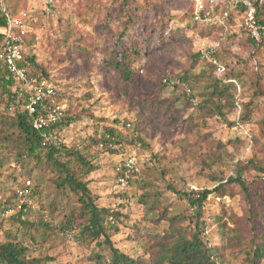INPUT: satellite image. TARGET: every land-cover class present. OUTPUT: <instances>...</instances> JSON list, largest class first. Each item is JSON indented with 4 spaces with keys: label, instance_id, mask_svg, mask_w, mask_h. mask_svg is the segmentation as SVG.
Listing matches in <instances>:
<instances>
[{
    "label": "rangeland",
    "instance_id": "1",
    "mask_svg": "<svg viewBox=\"0 0 264 264\" xmlns=\"http://www.w3.org/2000/svg\"><path fill=\"white\" fill-rule=\"evenodd\" d=\"M148 1L155 5L162 3L156 14L145 11ZM55 5H60L61 12L48 19L41 14L44 5L38 1L11 3L16 15L26 9L32 19L30 23V19L27 21L26 39L29 42L25 51L49 68L54 83L51 85L65 94L63 101L58 103L77 117L71 126L52 139L69 147L79 145L96 132L100 134L104 126L115 127L116 120L133 126L140 120L139 108L145 101L169 99L176 102L179 113H174L172 119L167 122L161 119L159 123L142 122L144 131L138 137L133 131L127 132V137L123 131L126 141L130 139V142L115 147L114 154L94 152L98 170L88 176L89 189L98 197L97 204L120 213L118 231L111 234L113 244L131 257L148 261L153 236L167 227L166 223L155 225L150 222L149 218L156 215L150 210L167 207L170 214L192 215V209L170 190V185L187 192L213 190L219 185L217 178L225 182L236 177L240 166L249 185L257 174L251 162L264 164V45L255 51L243 39L245 36L240 37L241 18L226 34L215 30L203 37L200 29L193 30L188 26L191 0H54ZM177 31L183 41L174 40L172 33L178 34ZM160 33L170 44L158 47L142 58L133 81L117 79L106 63L114 44L123 39L128 45L139 37L144 39L150 35L157 45ZM211 49L217 50L216 61L237 75V106L227 112L226 120L208 118L203 121L197 106L192 102L189 104L187 96L180 90L162 86L165 78H179L190 63V56L199 52L206 54ZM215 70L208 56L201 59L192 74L201 71L209 74ZM192 88L198 104L201 101L198 97L200 86L193 84ZM249 103H252L251 119L245 124L241 122L240 114H244L245 105ZM0 112H3L2 106ZM186 137L188 139L183 140ZM185 141L193 143L197 153H193ZM211 141L226 144V147L215 151L216 144ZM216 153L220 161H213ZM130 159L135 165L128 169L138 175L128 184L120 180L118 169ZM32 175H35L34 179L40 178L38 171ZM26 178H30L29 170L18 166L13 159L4 165L0 171V200L7 199L11 190L21 186ZM142 179L153 191L147 190V206L139 201L144 192ZM262 183L260 190L258 185L252 184L247 197L237 184H232L227 187L228 195L217 197L213 194L206 201L204 236L210 245H227L215 222L223 208L237 215L242 226L236 233L242 236V249L228 252L227 264H243L244 249L254 234L251 228L257 226L261 231V215L256 220L251 213H263L264 181ZM41 184L28 214L35 229L25 232L27 236L23 235L24 231L18 233L19 241L29 246V255L41 259V264H89L88 259L93 254H105V245L100 247L97 242L80 244L74 237L62 235L56 229L66 206L76 205V200L57 192L46 176ZM54 202L57 210L50 215L49 205ZM16 211L0 215V221H3L0 242L6 241L4 230L12 228L8 217ZM41 221L55 230L38 228ZM183 224L188 226L194 222L190 218ZM12 231L14 235L16 228Z\"/></svg>",
    "mask_w": 264,
    "mask_h": 264
},
{
    "label": "trees",
    "instance_id": "2",
    "mask_svg": "<svg viewBox=\"0 0 264 264\" xmlns=\"http://www.w3.org/2000/svg\"><path fill=\"white\" fill-rule=\"evenodd\" d=\"M163 1L166 2L167 0ZM250 1L255 10L256 22L264 27V0ZM11 3H22V0H0V46L6 43L4 30L8 25V16L16 15L14 7H11ZM161 4L160 2L155 5V3L148 1L145 11L149 14L153 12L156 14ZM191 5L192 11L188 26L193 30L200 29V34L203 37L209 36L215 30L226 34L231 27L237 25L238 19L244 13V9H238V13L231 15L226 27H217L215 25L194 22L193 0H191ZM41 12L43 17L50 19L53 14L60 13L61 8L60 5H55L51 10L52 13H47L46 10ZM29 19L30 23L32 19L31 17ZM179 32L177 31L178 34L172 33L173 38L174 40L183 41L184 39H182ZM157 37V45L153 43L154 38L150 35L144 39L139 37L137 40L129 42L128 45L124 44L123 39L114 44L110 49L106 63L113 70L114 75H117V79L124 82L133 81L138 75L140 68L138 64H140L142 58L147 56L150 51H155L158 47L170 44V41L163 38L162 33ZM243 39L255 51L264 45V42L257 43L248 37ZM28 42L29 40L25 39L23 43L24 57L27 63V65L23 64V66L26 69L28 79L37 77L47 80L50 84L54 85L50 78L49 68L46 65L38 63L34 55H29L25 51ZM208 53L209 51L206 54L199 52L190 56V63L179 78H165L162 81V86L166 89L180 90L184 96H187L189 104L192 99L197 101V96L192 85L200 86L198 97L201 101L198 104L196 102L195 106H197V110L203 121H206L208 118L226 120L227 112H232L237 106L235 97L237 93V84L235 83L237 75L232 71H228L227 67H224L225 71L223 75L219 74L216 72V66L212 61L211 67L215 70L214 72L208 74L207 71H201L199 74L193 75L192 70L200 64L202 58L208 56L215 58L218 55L217 50L211 53V55H208ZM186 88L190 90V94L186 92ZM54 89L56 91L55 99L58 102L63 101L65 94L61 93L57 87ZM258 92L263 94V91ZM175 103L169 99L145 101L139 108L138 118L140 120L136 121L133 126L132 123H123L116 120L115 127L104 126L100 134L96 132L79 145L75 144L69 147L64 143H57L52 138L50 141H46L45 134H51L52 137L57 138L58 133L64 128L71 126L77 117L71 115L69 109H65V117L62 122L53 125L48 130L38 131L34 129L32 126L33 119L23 109L25 102L18 95L14 79L10 76L7 69L1 65L0 106L3 107V112H0V171L4 165L13 159L18 166L29 170L30 178H26V181L21 186L13 188L7 199L0 200V215L5 214L9 209L16 210L17 205L23 199H20L18 191L26 187L27 181L31 182V186H29L30 194L25 195V198L31 200L32 204L23 205L25 210L16 211V213L8 217V222L12 228L4 230L7 239L5 242H0V264H41V259L29 255L30 248L19 241L18 233L24 231L23 235L27 236L26 233H30L35 229L28 219V214L29 209H32L34 197L37 196L42 186L41 183H44L45 176L49 178L57 192L75 197L76 200V205L66 206L63 219L56 229L62 235L74 237L80 244L97 242L100 247L106 246V253L101 254L99 252L93 254L88 259L89 264H227L226 254L233 249H242V236L236 235V233L240 232L242 226L237 215L223 208L220 215L216 217L215 222L218 224L224 238H226L227 245H210L204 236L205 221H203V217L206 201L213 194L217 197L228 195L227 187L232 184H237L246 197L250 195V188H253L252 184L258 185V190H260L264 181V164H253L251 162V166H253L257 174L249 185L247 184V177L244 175V169L241 166L237 168L236 177H230L225 182L221 180L222 178H217L219 185L213 190L206 189L199 192H187L170 185V190L192 209V215L181 217L178 214H170L167 207L150 210L156 213L155 217L149 218L150 222L155 225L166 223L167 227L153 236L154 242L151 244L148 261L143 258L131 257L113 244L111 234L113 231H118L117 223L120 220V213L99 206L97 204L98 197L93 195L89 189L88 176L98 170V166L94 163V152L99 150L103 153L114 154L115 147L123 142H130V139L126 141L123 131L126 133L133 131L138 137L144 131L143 127H141L142 122L159 123L161 119L166 122L172 119L174 113H179ZM251 105L252 103L245 105L244 114H240L242 123H249L251 119ZM190 126L191 122L188 128ZM132 127L133 130L131 129ZM128 135L127 133V137ZM186 139L188 137L183 140ZM138 140L140 143H143L142 139ZM185 142L193 153H197L193 143ZM211 143L216 144V147H213L215 151L226 147V144L215 143L214 141H211ZM208 147L212 149V145L209 144ZM220 160V156L216 153L213 161ZM126 166L127 164L123 163V166L118 169L121 171L119 178L121 181L124 180L130 184L132 177H136L138 174L130 171ZM37 171L40 174V178L34 179L35 175L32 174ZM13 180L17 184V180L15 178ZM147 190L153 192L152 186L148 185V183L146 184L142 179V191L144 192L139 201L146 206L149 205L147 201L149 192ZM56 204L54 202L49 205L48 211L50 215L57 210ZM262 212L261 214L259 211L251 213L252 217L256 220H259L261 215L262 228L261 231L257 226L251 228V230H254V234L249 240V245L244 249L243 264H264V209ZM190 218L194 224L184 226L185 220ZM2 226L3 221H0V231H3ZM13 227L16 228L14 235L12 234ZM41 227L50 231L55 230L50 229L49 224L44 221H41L38 225V228ZM30 238L34 242V237L31 236ZM100 239H103V241L100 242Z\"/></svg>",
    "mask_w": 264,
    "mask_h": 264
},
{
    "label": "built area",
    "instance_id": "3",
    "mask_svg": "<svg viewBox=\"0 0 264 264\" xmlns=\"http://www.w3.org/2000/svg\"><path fill=\"white\" fill-rule=\"evenodd\" d=\"M38 1L44 5V10L50 13L54 7V0H30ZM193 20L205 25H215L217 27H226L231 15L238 13V9H244L241 15V33L240 37H248L252 41L264 42V27L260 26L255 19V10L250 0H193ZM29 13L20 11L17 15L8 16V25L4 30L6 34V43L0 46V76L1 65L7 69L10 76L14 79L18 95L25 102L24 110L33 119L32 126L38 131H44L64 120L65 109L55 99L56 91L47 81L40 78L28 79L27 72L23 64H26L24 57L23 43L27 38V21ZM215 49L209 50L208 55L214 53ZM212 63L216 66V72L223 74L225 68L218 63L215 58L210 57ZM190 94V90L186 88ZM191 102L196 105L195 100ZM46 141H50L51 134H45ZM135 163L130 159L127 167L132 169ZM29 186L31 182H26V187L19 189L21 202L16 207L17 211L25 210L23 205H31L32 201L25 198L30 194ZM9 209L6 213L14 212Z\"/></svg>",
    "mask_w": 264,
    "mask_h": 264
}]
</instances>
